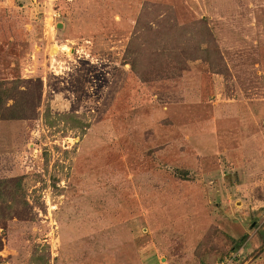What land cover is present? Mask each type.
Listing matches in <instances>:
<instances>
[{
	"label": "rangeland",
	"instance_id": "rangeland-1",
	"mask_svg": "<svg viewBox=\"0 0 264 264\" xmlns=\"http://www.w3.org/2000/svg\"><path fill=\"white\" fill-rule=\"evenodd\" d=\"M0 92V264H264V0H0Z\"/></svg>",
	"mask_w": 264,
	"mask_h": 264
},
{
	"label": "trees",
	"instance_id": "trees-1",
	"mask_svg": "<svg viewBox=\"0 0 264 264\" xmlns=\"http://www.w3.org/2000/svg\"><path fill=\"white\" fill-rule=\"evenodd\" d=\"M182 32H183V29L181 28ZM196 35L193 37V41L197 44V42L199 41H202V42H205L206 41V35H209V32L206 28V26L203 24V23H198V31L195 33ZM207 46L206 47H203L201 48V52H207ZM0 99H2V96H1V92H0ZM2 181H0V185H1ZM2 195H3V192L1 190V186H0V202L2 203L3 198H2Z\"/></svg>",
	"mask_w": 264,
	"mask_h": 264
}]
</instances>
